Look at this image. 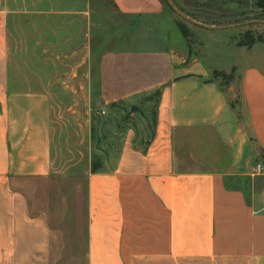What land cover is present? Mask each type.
<instances>
[{"label": "crops", "instance_id": "crops-1", "mask_svg": "<svg viewBox=\"0 0 264 264\" xmlns=\"http://www.w3.org/2000/svg\"><path fill=\"white\" fill-rule=\"evenodd\" d=\"M240 51L206 65L161 0H0V264H264V59ZM86 82L84 164L56 171L53 91Z\"/></svg>", "mask_w": 264, "mask_h": 264}, {"label": "rangeland", "instance_id": "rangeland-1", "mask_svg": "<svg viewBox=\"0 0 264 264\" xmlns=\"http://www.w3.org/2000/svg\"><path fill=\"white\" fill-rule=\"evenodd\" d=\"M161 1L167 12L175 19L179 29L184 31L189 48L197 53L206 65L226 67L234 61L241 64L249 63L251 59L244 58L240 50H249L253 47L264 59V15L256 6L255 0H170L187 19L181 18L165 0ZM95 5L100 6L97 3ZM100 8L103 20H106V17L111 18L118 26L126 22V18L114 15L108 1ZM102 30L104 33L105 29ZM91 42L97 47V44L105 41L99 43L95 39ZM93 53L95 54L90 57L91 65L86 71L87 76L90 75L91 78L96 73L97 56L100 52L96 50ZM22 70L23 74H30L29 68L23 67ZM233 73L231 71L225 74L228 78H219V82L227 92L229 104L239 120L240 93L237 74ZM88 85V82L82 84L79 97H74L71 92L67 93L61 89L53 91L55 97L51 100V111L56 127L53 145L57 153L53 169L56 171L77 169L84 164L85 134L78 131V124H84L85 113L93 100ZM78 142L80 146H77ZM257 156V163L264 165V156L260 152H257Z\"/></svg>", "mask_w": 264, "mask_h": 264}, {"label": "trees", "instance_id": "trees-1", "mask_svg": "<svg viewBox=\"0 0 264 264\" xmlns=\"http://www.w3.org/2000/svg\"><path fill=\"white\" fill-rule=\"evenodd\" d=\"M255 1H256V6L262 11V14L264 15V0H255ZM180 30H181L182 34L185 36L184 31L182 29H180ZM226 77L228 78V76H226L223 73H214L215 79H218V80H219V78H223V79L225 78L226 79ZM219 85L221 86L220 82H219ZM221 88H222V86H221ZM222 90L224 91L223 88H222Z\"/></svg>", "mask_w": 264, "mask_h": 264}, {"label": "water", "instance_id": "water-1", "mask_svg": "<svg viewBox=\"0 0 264 264\" xmlns=\"http://www.w3.org/2000/svg\"><path fill=\"white\" fill-rule=\"evenodd\" d=\"M169 5H171L172 6V8L174 9V11L181 17V18H183V19H187L184 15H183V13L180 11V10H178L175 6H173V4H172V2L170 1V0H165Z\"/></svg>", "mask_w": 264, "mask_h": 264}, {"label": "built area", "instance_id": "built-area-1", "mask_svg": "<svg viewBox=\"0 0 264 264\" xmlns=\"http://www.w3.org/2000/svg\"><path fill=\"white\" fill-rule=\"evenodd\" d=\"M255 173L256 174H263L264 173V168H263L262 164L257 163L255 165Z\"/></svg>", "mask_w": 264, "mask_h": 264}]
</instances>
